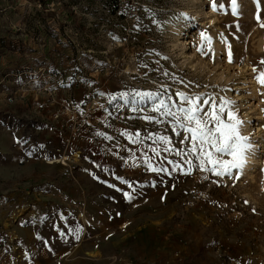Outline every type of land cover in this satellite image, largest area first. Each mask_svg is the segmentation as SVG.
Returning a JSON list of instances; mask_svg holds the SVG:
<instances>
[{
  "label": "rangeland",
  "instance_id": "rangeland-1",
  "mask_svg": "<svg viewBox=\"0 0 264 264\" xmlns=\"http://www.w3.org/2000/svg\"><path fill=\"white\" fill-rule=\"evenodd\" d=\"M211 2L50 0L44 8L39 0H0L5 55L23 72L47 68L41 80L62 86L58 99L74 104L84 147L70 148L67 155L77 161L72 166L66 155L58 157L56 148L62 142L53 141V134L37 132L27 116L11 123L3 117L17 131L3 134L0 128V264H172L177 252L182 264L187 259L188 264H264V85L255 79L264 71V0H258L259 7L255 0H238V16L232 15L229 0H216L225 4L226 12L213 11ZM202 33L212 38L210 45ZM201 44L214 54L201 55ZM24 75L25 81L32 76ZM34 92L53 100L46 92L32 90L24 96L16 93L15 99ZM135 92L171 96L176 102L178 92L211 95L217 103L220 98L233 101L232 111L242 121L240 133L257 145L260 164L251 175L233 169L230 176H216L196 167L184 174V160L198 162L165 151L186 149L187 143H179L183 134L176 136L171 118L161 117L151 104L134 105L131 96L128 102L120 98L121 93ZM91 105L99 109L93 112ZM125 132H138L140 142L132 143ZM150 135L168 136L171 144L148 139ZM48 158L60 161L49 164ZM149 158L168 172L149 171ZM65 161L76 184L82 176L83 185L119 196L127 192L132 200L156 193L155 206L174 207V224L202 237L196 240L189 232L178 243L185 249L145 260L147 250H154L145 240L120 233L97 240L87 209H64L59 202ZM169 161L184 171H173ZM155 210L134 209L132 216L140 220L144 212ZM79 213L88 228L83 237ZM79 241L83 246H76Z\"/></svg>",
  "mask_w": 264,
  "mask_h": 264
},
{
  "label": "crops",
  "instance_id": "crops-1",
  "mask_svg": "<svg viewBox=\"0 0 264 264\" xmlns=\"http://www.w3.org/2000/svg\"><path fill=\"white\" fill-rule=\"evenodd\" d=\"M3 46L0 45V80H3L0 84V128H2V133L8 134L10 131H14V133L17 131L16 129L13 130V125L7 124L3 117L7 116L9 123H11L21 117L27 116L33 121L32 125H34L37 132L41 130V133H46V135L51 133L53 135L49 136L54 137L53 141L60 143L66 137L73 135V145L70 152L76 147L83 150L84 147L78 137L82 133V125H77L78 121L75 124L72 123L64 114H61V110L57 107L58 105H55L53 100L50 101L49 97L38 98L34 92L31 97H26L25 99L16 98L13 102L7 100L8 96L25 81L24 79L27 76L24 74L30 75V73L23 72L15 67V61L11 57H8V55H5L4 50H7V48ZM28 77L30 78V76ZM42 82H46L45 77L44 80L39 79L35 81L33 85H40ZM55 86H57V91L61 94L62 86L60 87L58 84H55ZM74 102L78 108L80 102L77 99ZM56 113L59 114L57 118L53 117ZM56 155V153L49 150L50 157L54 158ZM58 161L60 160L56 159L48 163L53 164ZM76 162L71 160L69 164L74 166ZM82 164L80 162L77 165L81 166ZM63 169L66 174L61 179L63 181V190L58 194L59 202H61L64 209H87V213L90 215L92 233L95 232L92 237L97 240L113 237L115 233L122 234L126 239L145 240V244L149 248L154 245V250H147V257L143 258L145 260L151 259V257L152 259H156L157 255L165 257L174 250L180 249L179 247H182V249L184 247L185 249L184 244L180 246L178 243L182 241L180 238L189 232L192 238L194 237L196 240L199 236L202 237L200 233L196 234L186 228L182 229L179 224H174L176 221L174 214L177 213V209L169 206L163 208L155 206L156 203L158 204V196L154 192L142 198V200L139 198L128 200L124 195H115L107 191V189L100 190L92 184L83 185L80 182L81 180L84 181L82 176H79L78 179L80 184L71 182L69 167L65 165ZM119 209H130V211H121ZM134 209L156 210L150 213L144 212V216H141L139 220L132 216ZM120 213L125 214V216L118 217ZM79 220L82 226L81 237H83L84 234H87L88 228L85 229L81 220V214ZM119 223L122 225L121 229L118 225ZM137 227L140 232L136 234L134 228ZM97 231H103L104 233L101 234ZM76 246H83V242L79 241ZM187 255L190 257L189 253ZM188 262L189 259H187L186 264ZM157 264H162L161 260L157 261Z\"/></svg>",
  "mask_w": 264,
  "mask_h": 264
},
{
  "label": "snow or ice",
  "instance_id": "snow-or-ice-1",
  "mask_svg": "<svg viewBox=\"0 0 264 264\" xmlns=\"http://www.w3.org/2000/svg\"><path fill=\"white\" fill-rule=\"evenodd\" d=\"M255 2L259 7L258 0H255ZM211 6L213 11H227L225 4H217L216 0H212ZM228 7L232 15H239L240 5L238 0H229ZM256 19L259 22V12ZM260 26L264 28V23H261ZM201 35L203 40L210 45L212 38L204 33ZM198 51L201 55L214 54L211 48L205 51L203 44L198 48ZM227 55L231 63L232 51L230 45H228ZM260 63L264 64V60H261ZM253 71L257 70L254 68ZM255 79L259 84L264 85V71L258 72ZM176 95L178 102L173 101L171 96L164 97L162 94L152 92L121 93L120 98L128 102V97L131 96L130 102L134 105L138 103L151 104L153 111L160 113L161 117L171 118L168 122L176 136L183 134V139L179 143H187L188 147L186 149L165 148V151H174L182 160L185 156L194 158L198 163L194 165L192 159L184 160V163L188 166L187 171H184L179 163L169 161L173 164V171L181 170L187 175L190 174L193 167H196L216 176H230L233 169H242L246 163L247 152L250 151L251 144L248 142V137L240 133L242 121L232 111L234 102L220 98V102L217 103L215 97L205 96L204 94L189 95L178 92ZM206 107L207 111H205ZM146 119L151 120L153 118L147 117ZM162 122V120H156V123ZM123 135L128 137L132 143L140 142L138 132L134 136L127 132ZM147 138L155 139V141L166 145L171 144L168 136L153 137L150 135ZM152 151L158 154L157 149L153 148ZM225 157H228V159ZM145 164L149 171L156 173L168 172L166 168L154 166L150 158L145 160ZM129 187H131L130 184ZM124 196L128 200L133 198L127 192L124 193Z\"/></svg>",
  "mask_w": 264,
  "mask_h": 264
},
{
  "label": "built area",
  "instance_id": "built-area-1",
  "mask_svg": "<svg viewBox=\"0 0 264 264\" xmlns=\"http://www.w3.org/2000/svg\"><path fill=\"white\" fill-rule=\"evenodd\" d=\"M46 70H47L46 67H39L37 70L30 72V75H32V76L28 80H26L25 82H23L21 84V86L16 90L17 92L16 91L12 92L8 96L7 100L10 102H13L15 100L16 93H19L22 96H24L28 92H30L31 90L37 91V92H46L49 95H51L53 101L59 106L61 113L64 114L66 117H68L72 123H74V124L77 123L76 122L77 121V115H76V109H75L74 104L69 103L66 100L58 99V97H57V95H58L57 86H55V85L53 86V85L49 84L48 82H45V83L42 82L40 85H36V84L33 85V83L35 81H38L39 79H41V77H43ZM2 81L3 80H0V84L2 83ZM96 106L97 105H91L90 109L93 112H96L99 109ZM58 116H59V114L55 115V117H58ZM88 117L90 118L91 116L88 115ZM80 139L82 140L83 137H80ZM72 145H73V135L66 137L64 139V141L62 142V145L58 146L56 148V152L59 153V155H60L58 157L64 158L65 157L64 155H66L67 156L66 161L74 160V158L72 157L73 155L71 157L67 155V153L69 152ZM0 154H1V151H0ZM54 158H56V157H54ZM48 160L51 161L52 159L48 158ZM66 161L64 164H66L68 166L69 164H68V162L66 163ZM179 254L180 253H178V252L175 253V258L171 259L172 264H182L183 259Z\"/></svg>",
  "mask_w": 264,
  "mask_h": 264
},
{
  "label": "bare ground",
  "instance_id": "bare-ground-1",
  "mask_svg": "<svg viewBox=\"0 0 264 264\" xmlns=\"http://www.w3.org/2000/svg\"><path fill=\"white\" fill-rule=\"evenodd\" d=\"M251 144L250 151L247 152V159L244 167L242 168L243 172L247 175L252 174V168L258 166L260 164V159L258 158V153L256 150L257 145L252 141L249 142ZM65 159V158H64Z\"/></svg>",
  "mask_w": 264,
  "mask_h": 264
},
{
  "label": "trees",
  "instance_id": "trees-1",
  "mask_svg": "<svg viewBox=\"0 0 264 264\" xmlns=\"http://www.w3.org/2000/svg\"><path fill=\"white\" fill-rule=\"evenodd\" d=\"M39 2L41 3V5L44 7V8H49V3H50V0H39ZM119 3V1H118ZM118 6V5H117ZM70 8V7H68ZM117 9H114L113 12H116ZM68 14L69 16L73 17V11L72 10H68Z\"/></svg>",
  "mask_w": 264,
  "mask_h": 264
}]
</instances>
